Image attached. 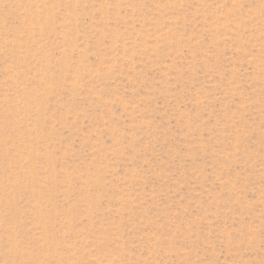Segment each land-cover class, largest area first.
I'll list each match as a JSON object with an SVG mask.
<instances>
[{
  "label": "rangeland",
  "instance_id": "1",
  "mask_svg": "<svg viewBox=\"0 0 264 264\" xmlns=\"http://www.w3.org/2000/svg\"><path fill=\"white\" fill-rule=\"evenodd\" d=\"M0 264H264V0H0Z\"/></svg>",
  "mask_w": 264,
  "mask_h": 264
}]
</instances>
